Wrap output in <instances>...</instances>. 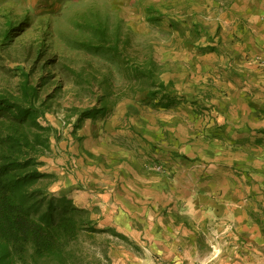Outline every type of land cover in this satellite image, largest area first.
I'll use <instances>...</instances> for the list:
<instances>
[{
    "label": "rangeland",
    "instance_id": "374dc122",
    "mask_svg": "<svg viewBox=\"0 0 264 264\" xmlns=\"http://www.w3.org/2000/svg\"><path fill=\"white\" fill-rule=\"evenodd\" d=\"M235 1L0 0V94L18 96L19 85L26 79L38 88V102L45 104L48 123L57 131L40 158L41 171L51 175L47 178L50 195L61 197L50 187L69 179L71 192L89 199L88 207L77 208L90 211L99 228H114L123 234L120 226L132 228V235H125L137 249L111 248L110 264H169L148 247L146 232L163 225L172 206L147 203L137 196L139 202L132 199L134 205L156 208L161 214L152 218L120 214L113 206L119 207L113 190L125 193L126 187L132 193L131 188H136L140 193L141 184L148 183L147 174L143 175L148 171L172 176L169 180L174 182L175 171L157 163L164 159L149 156L162 148L167 150L165 156L177 157V166H197V192L206 184L201 167L212 164L210 152L206 154L208 147L198 144L204 160L186 157L173 152L172 137L185 131L192 134V141L207 143L223 127V114L213 101L226 97L224 78L234 74L230 73L231 50L241 40L236 35L241 31V9L233 7ZM102 33L119 40L121 54L114 60L105 51L83 48L85 42L101 43ZM208 52L210 61L202 59ZM149 61L165 84L164 93L140 91L120 97L118 92H125L127 85L125 65ZM206 64L211 68L212 64L217 68L225 65L224 72L202 71ZM70 69L81 71L87 84L71 75ZM162 94L169 96L168 101L160 102ZM88 109L99 111L83 118L80 112ZM260 113L264 116L263 109ZM257 119L262 121V117ZM262 130L264 126L251 132L263 134ZM259 144L263 147L264 140ZM189 183L185 173L181 191H187ZM262 195L261 205L253 206L256 210L251 209L250 215L264 239ZM177 207L187 209L181 200ZM195 211L197 221L186 214L180 225L187 233L198 232L200 256L208 254L206 261H213L222 254L223 246L238 241L225 231L230 221L203 218L202 208ZM168 220L169 224L178 222L172 216ZM259 251L264 254V244Z\"/></svg>",
    "mask_w": 264,
    "mask_h": 264
},
{
    "label": "crops",
    "instance_id": "0c3cea01",
    "mask_svg": "<svg viewBox=\"0 0 264 264\" xmlns=\"http://www.w3.org/2000/svg\"><path fill=\"white\" fill-rule=\"evenodd\" d=\"M233 7L241 9V31L236 34L241 36V40L235 43L230 56L233 65L230 73L234 74L224 78V87L228 93L226 97L213 101L223 114V127L217 132L216 139L207 143L192 141V134L185 131L172 137L176 146L172 148L173 152L178 151L186 157H200L198 144L199 148L208 147L206 154L210 152L212 164L207 165V168L205 165L201 167V172L204 170L203 175L207 177L206 184L197 192V166H177V157L173 160L165 156L167 150L162 148L157 153H149V156L164 159L157 163H163L169 170L175 171L174 182L169 180L172 176L148 171L143 174L144 177L147 174L148 183L141 184L140 193L136 188H131L132 193L126 187H123L125 193L113 190L114 200L119 207L112 205L115 212L120 214L139 215L143 218L161 214V210L157 211L156 208L145 209L134 205L132 199L138 201V197L147 203L172 206L168 209V215H164L167 218L161 221L164 224L158 227L155 225L157 232L145 231L148 247L167 259L169 264H264V254L259 251L264 244L263 235L250 215L251 209L256 210L253 206L261 205L259 201L264 193V146L259 144L264 140V135L251 132L252 128L264 126V116L260 113L261 109L264 110V0H236ZM198 57L200 59L202 56ZM211 57L208 52L202 59L210 61ZM210 65L203 66L202 71H221L225 68V65H221L223 68L213 64L211 68ZM259 117H262V121L257 119ZM236 146L240 148L235 149ZM185 173L190 178V185L183 192L180 187ZM72 187L73 182L67 179L50 189L53 193L71 199L76 207H88L87 195L71 192ZM180 200L185 201L187 209L177 207ZM200 208L203 209L199 211L203 218L217 217L230 221L232 225H228L225 231L231 229L229 236L238 241L223 246L222 254L212 262L206 261L208 254L206 258L200 256V245L196 240L198 232L187 233V229L180 225L186 214L197 221L199 216L195 209ZM171 216L177 218L178 222L169 224L168 218ZM120 227L122 232L132 235L131 227Z\"/></svg>",
    "mask_w": 264,
    "mask_h": 264
},
{
    "label": "trees",
    "instance_id": "16d2710c",
    "mask_svg": "<svg viewBox=\"0 0 264 264\" xmlns=\"http://www.w3.org/2000/svg\"><path fill=\"white\" fill-rule=\"evenodd\" d=\"M101 38V43L85 42L83 48L105 51L112 60L119 57L118 38L112 40L104 33ZM123 72L127 85L125 92H118L120 97L165 89L151 61L126 64ZM69 73L82 84L89 81L81 71ZM167 99L162 94L160 102ZM45 110L43 101L38 102V88L27 79L20 83L18 96L0 94V264H110L111 248L134 251L135 246L114 228H99L90 211L48 192L51 175L41 171L40 158L57 131ZM98 111L80 114L87 118Z\"/></svg>",
    "mask_w": 264,
    "mask_h": 264
},
{
    "label": "built area",
    "instance_id": "2783aa9c",
    "mask_svg": "<svg viewBox=\"0 0 264 264\" xmlns=\"http://www.w3.org/2000/svg\"><path fill=\"white\" fill-rule=\"evenodd\" d=\"M231 230V229H230ZM230 230H229V232H230Z\"/></svg>",
    "mask_w": 264,
    "mask_h": 264
}]
</instances>
